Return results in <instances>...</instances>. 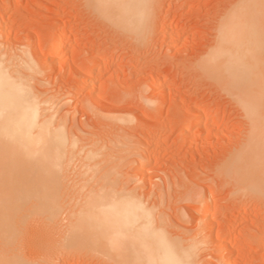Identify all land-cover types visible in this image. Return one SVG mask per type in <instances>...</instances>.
Listing matches in <instances>:
<instances>
[{"label": "rangeland", "instance_id": "rangeland-1", "mask_svg": "<svg viewBox=\"0 0 264 264\" xmlns=\"http://www.w3.org/2000/svg\"><path fill=\"white\" fill-rule=\"evenodd\" d=\"M240 1L247 0H148L147 20L137 34L103 16L91 0H0V51L15 49L25 55L26 50V57L37 64L28 69L32 89L52 100L58 119L64 118L70 128H80L89 138L92 133L93 137L101 133L119 137L123 144L119 139L116 143L123 148L141 145L138 149L145 148V153L150 149L156 157L148 166L141 169L135 160L124 161L122 176L129 179V188L145 195L156 193L149 196L162 202L156 204L157 214L168 209V215L163 212L174 218L173 233L191 235L190 243L200 245V264H213L217 225L225 228L221 241L226 239L218 252L225 251L222 245L228 233L227 244L239 249L232 247L233 264H264V142L254 145L252 162L239 165L240 172L232 168L233 156L244 152L249 121L235 93L208 70L205 61L217 41L220 23L237 12ZM257 7L247 11L260 12L250 16L261 22L255 26L262 27L258 30L264 41V7L256 11ZM96 58L103 72L90 85L84 79L91 76L94 69L89 68ZM208 193L214 196L209 213L218 217L215 237L209 228L201 235L204 220L193 217ZM152 199L149 202L155 205ZM29 230L19 252L33 261L41 257L43 245ZM248 232L255 236L249 237ZM242 233L249 237L247 242H241ZM80 250L69 252L61 264H111L97 250Z\"/></svg>", "mask_w": 264, "mask_h": 264}, {"label": "bare ground", "instance_id": "bare-ground-1", "mask_svg": "<svg viewBox=\"0 0 264 264\" xmlns=\"http://www.w3.org/2000/svg\"><path fill=\"white\" fill-rule=\"evenodd\" d=\"M91 1L103 16L132 32L139 34L145 26L149 7L144 6H148V0ZM242 2L238 3L236 13L220 23L215 46L213 45L205 60L208 70L215 72L224 87L235 93L233 95L237 96L236 100L249 121L244 152L233 156L235 160L232 168L236 172L241 171L239 165L252 162L254 145L264 142V41L258 30L261 22L257 17L255 23L251 17L255 13L250 10V13H254L251 15L247 11L250 5L252 8L264 7L258 4L264 0ZM259 8L255 10L258 11ZM258 14L255 15L259 16ZM1 28L3 31L5 24ZM24 51L25 55L15 49L0 51V264H61L62 258L76 249L97 250L102 257L107 255L111 264H172L176 260L183 261L184 264H200L197 259V250L200 249L197 247L200 245L190 243L191 235H184V232L173 233L171 226L174 225L171 221L174 218L170 220L165 216L163 211L168 215V209L166 211L164 208L161 214H157L156 207L160 200L157 201L156 196L150 198V194L154 193L147 196L144 192V196L141 191L138 192V188L137 191L133 187L129 188V179L122 176L120 168L124 161L132 163L135 160L143 168L156 157H153L152 152L149 153L151 143L148 141V156L145 148L141 150V145H138L141 149L129 146L123 148L119 137L116 139L122 144L117 145L118 140L109 134L107 137L109 135L110 138H106L102 133L99 137H93L92 133L93 136L89 138L82 135L84 132L80 133V128H70L64 118L58 119L54 107L52 108V100L38 95L32 89V75L28 69H35L37 64L26 57V50ZM99 62L98 58L94 59L89 71L94 70L91 76L84 79L90 85H94L92 83L95 82L92 81L103 72ZM114 142L116 145L113 147ZM134 156L136 159L132 158L130 161ZM225 165L227 168V164ZM250 165L257 167L256 163ZM144 171L141 173H145ZM146 196L150 200H156L155 205L150 204V200L145 199ZM212 197L214 196L210 193L205 196L201 208H195L193 217L204 220L199 232L205 233L209 228L208 231L215 237L214 219L218 217L217 213H209ZM202 211L205 218L201 216ZM215 222L218 223L217 220ZM218 226V237L212 239L215 244L211 263L233 264L234 247L227 244L228 233L224 237L227 241L222 245L225 251L222 249L224 252H218L220 243L226 240L221 241L223 237H219L225 228ZM28 228L40 240L39 244L43 245V250L37 247L39 251H43L42 255L36 251L41 257L36 259L37 256L34 255L36 257H32L35 259L33 261L26 260L19 250ZM242 235L241 242L254 237L255 232H248L249 237L246 238ZM232 236L234 238L236 235ZM35 238L32 239L36 240ZM209 238L206 236L207 240ZM22 243H25V238ZM254 247L251 248L255 250ZM234 249L236 251L237 248Z\"/></svg>", "mask_w": 264, "mask_h": 264}, {"label": "snow or ice", "instance_id": "snow-or-ice-1", "mask_svg": "<svg viewBox=\"0 0 264 264\" xmlns=\"http://www.w3.org/2000/svg\"><path fill=\"white\" fill-rule=\"evenodd\" d=\"M144 7L147 8L148 6L145 5ZM172 264H184V262L183 261L176 260V261H173Z\"/></svg>", "mask_w": 264, "mask_h": 264}]
</instances>
